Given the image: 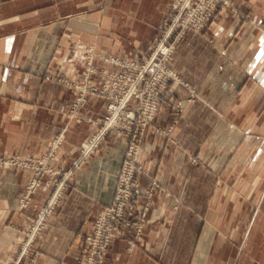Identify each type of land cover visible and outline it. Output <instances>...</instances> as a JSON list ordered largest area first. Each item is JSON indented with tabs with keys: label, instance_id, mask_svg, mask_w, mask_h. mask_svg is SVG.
Wrapping results in <instances>:
<instances>
[{
	"label": "crops",
	"instance_id": "0c3cea01",
	"mask_svg": "<svg viewBox=\"0 0 264 264\" xmlns=\"http://www.w3.org/2000/svg\"><path fill=\"white\" fill-rule=\"evenodd\" d=\"M234 1L236 10L220 7L210 27L189 30L174 53L172 66L189 84L176 86L174 95L186 111L171 138L147 129V172L140 175L143 190L156 176L172 196L156 190L139 242L129 249L115 237L106 264H264V0ZM169 6L170 0H0V156L41 157L61 137L52 164L71 171L37 239L36 264L77 263L84 234L113 200L126 151L125 139L111 133L80 161V145L107 101L89 96L73 116L76 91L46 75L78 79L91 59L101 83L120 68L111 57L140 58ZM173 116L164 101L156 122L170 124ZM189 153L202 161L192 163ZM33 173L0 162V264L52 191L47 174L22 208Z\"/></svg>",
	"mask_w": 264,
	"mask_h": 264
},
{
	"label": "built area",
	"instance_id": "2783aa9c",
	"mask_svg": "<svg viewBox=\"0 0 264 264\" xmlns=\"http://www.w3.org/2000/svg\"><path fill=\"white\" fill-rule=\"evenodd\" d=\"M229 4L230 0H172L166 26L149 50L142 52L140 59L111 57V61L120 68L106 73L101 83H96L93 79L96 67L91 59L87 61L86 71L80 78H58L76 91L69 109L73 116L79 114L89 96L108 101L107 112L93 119L96 130L80 145V161L94 153L110 133L123 136L127 144L115 196L101 208L93 221L92 229L85 234L83 249L76 264H106L109 246L114 237L127 236L131 231L138 236L141 234L148 209L144 199L151 195V189L142 193L137 177L138 172H145V167L139 160L141 143L147 128L153 124L164 92L172 81L178 79L176 71L170 65L172 56L188 30L204 29L214 20L219 6ZM46 77L55 79L52 74H47ZM60 141L61 137L55 138L49 151L41 157L0 156L2 163L29 167L34 171L32 180L21 197L23 206L29 204L32 193L46 174L53 177L60 172L52 164ZM68 176L69 173L66 172L60 181V187L29 226V234L26 236L28 240L22 242L25 248L30 247L32 236L42 229L45 219L65 190ZM151 183L157 184V180L153 178ZM135 241L130 240V244L134 245ZM23 261V255L16 254L9 263L23 264ZM25 263L36 264V258L30 257Z\"/></svg>",
	"mask_w": 264,
	"mask_h": 264
},
{
	"label": "rangeland",
	"instance_id": "374dc122",
	"mask_svg": "<svg viewBox=\"0 0 264 264\" xmlns=\"http://www.w3.org/2000/svg\"><path fill=\"white\" fill-rule=\"evenodd\" d=\"M171 1L172 0H170V6H171ZM170 6H169V9H168V12H167V14H166V16H165V18L163 19V22H162V25L159 27V29H158V33H157V36H156V38L154 39V41L144 50V51H148L149 50V48H150V46L153 44V43H155L156 41H157V39L160 37V35H161V32L163 31V28L166 26V21H167V18L169 17V13H170ZM220 7H227V8H230L231 10H236L237 8H236V4H235V1L234 0H230V4L228 5V6H219V8ZM218 8V9H219ZM218 11V10H217ZM213 22V20L211 21V23ZM211 23L210 24H208L204 29H202V30H200V31H195V32H197V33H204L205 32V30L207 29V28H209L210 27V25H211ZM189 31V30H188ZM187 31V32H188ZM180 44V43H179ZM178 44V45H179ZM178 47V46H177ZM177 47H176V49H177ZM176 49H175V51H176ZM175 51H174V53H175ZM142 56H140V58H141ZM140 58H133V59H140ZM173 58H174V54H173V56H172V59H171V67L173 68V66H172V60H173ZM174 69V68H173ZM175 70V69H174ZM176 71V70H175ZM176 73H177V71H176ZM54 77H55V79L54 80H57L58 78H60V77H57V76H55L54 74H52ZM177 80L176 81H172V83H170V85H169V87L166 89V91L164 92V94H163V96H162V99H161V101H160V103H159V110H160V106H161V104H162V102H168L170 105H171V107H172V110H173V112H174V116H173V118H172V122L170 123V124H166V125H164V124H158L157 122H156V118H157V115H158V113H159V110H158V112H157V114H156V116H155V118H154V120H153V124L151 125V126H149V127H153V128H155L159 133H161V134H163V135H165V137L166 138H171V132L173 131V129H174V127L179 123V121H180V119H182V116L184 115V113H185V111H186V106L184 105V103H183V100L182 99H177L176 98V96L174 95L175 94V89H176V86H178V85H184L185 87H189V84L187 83V82H185L184 80H182L181 78H180V76H179V74L177 73ZM50 79H53V78H50ZM193 91V90H192ZM195 93L193 92L192 93V95H194ZM93 96V95H92ZM187 98H186V100H189L188 99V96H186ZM103 99H105V98H103ZM106 100V99H105ZM107 101V100H106ZM107 104H108V101H107ZM107 106V105H106ZM107 112V111H106ZM105 112V113H106ZM104 113V114H105ZM101 117V116H100ZM148 127V128H149ZM147 128V129H148ZM146 133H147V130H146ZM111 134V133H110ZM118 135V134H117ZM119 136H121V135H119ZM145 136H146V134H145ZM108 137V136H107ZM106 137V138H107ZM123 139H124V137L123 136H121ZM106 140V139H105ZM144 140H145V137H144ZM144 140L142 141V143H141V148H142V144L144 143ZM86 141V140H85ZM105 142V141H104ZM103 142V143H104ZM102 143V144H103ZM125 143H126V141H125ZM126 151H127V144H126ZM126 151H125V155H126ZM189 155V160L192 162V163H194V164H198V162H200V161H202L201 159V156L197 153V154H194V153H189L188 154ZM124 159H125V156H124ZM139 160H140V162L142 163V160H141V149H140V156H139ZM123 163H124V160H123ZM143 164V163H142ZM122 167H123V164H122ZM122 167H121V170H122ZM58 169V171H60V172H58V173H56L53 177H52V175L51 174H48L49 175V181L51 180V181H53V188H52V191H51V193H50V196L48 197V199L44 202V204H42L41 205V207L37 210V214L32 218V221L30 222V224L28 225V227L27 228H25V231H24V234L21 236V238H20V240L18 241V243L15 245V247H14V249L12 250V252H11V254L7 257V259L5 260V262H4V264H10L9 262H10V260L13 258V257H15L16 256V254H22L23 255V259L26 261L28 258H30V257H32V258H36V262H37V258L39 257V255H40V248L38 247V245H37V239H38V237L41 235V233L43 232V230H44V228L46 227V224H47V222H48V219H49V216H50V214H51V212L48 214V216H47V218L45 219L46 221L44 222V224H43V226H42V229H39L38 230V232L35 234V235H33L32 236V242H31V245H30V247L29 248H25L24 246H23V244H22V242H26L27 240H28V237H26L28 234H29V232H28V228H29V226L34 222L33 220L39 215V213H40V210H42L44 207H46L45 205L48 203V201L50 200V198H51V196L53 195V193H55L56 192V190H57V188H59L60 186H59V184H60V181L63 179V177H64V175H65V173L66 172H68L69 173V175L71 174V171L69 170V171H63V169H61V168H57ZM121 170H120V173H121ZM146 169H145V172H138L137 173V177H138V180H139V183H140V187H141V181H140V175L141 174H146ZM120 173H119V176H120ZM47 175V174H46ZM45 175V176H46ZM44 176V177H45ZM119 176H118V180H119ZM43 177V178H44ZM54 178H56V180L54 179ZM156 179L157 180V184H154V183H151L152 182V179ZM43 180V179H42ZM42 180H41V183L37 186V188L35 189V191L32 193V195H31V200H30V202H29V204L31 203V201H32V197H33V194L41 187V185H42ZM67 184V183H66ZM117 184H118V182H117ZM68 185V184H67ZM67 185H66V187L64 186V188H65V190H66V188H67ZM116 188H117V185H116ZM148 189H151V195L148 197V198H146V199H144L145 200V202H144V204H146L147 205V207H148V209H147V213H146V216H145V222H144V226H145V224H146V222H147V218H148V214H149V212H150V210H151V207H152V202H153V197H154V195H155V192H156V190H163L164 192H166V193H168L170 196H172V193L162 184V182L156 177V176H149V182H148V186H147V188H145V190H143L142 189V187H141V190H142V193H145ZM64 190V191H65ZM115 193H116V190H115ZM63 194V193H62ZM62 196V195H61ZM60 196V197H61ZM114 196H115V194H114ZM60 197H59V199H60ZM114 198V197H113ZM59 199L57 200V202L59 201ZM57 202H56V204H57ZM28 204V205H29ZM55 204V205H56ZM28 205L27 206H23L22 205V200H21V207L22 208H25V207H28ZM55 205H54V207H55ZM53 207V208H54ZM53 208H52V210H53ZM99 213V212H98ZM97 216V215H96ZM96 218V217H95ZM95 220V219H94ZM93 220V221H94ZM92 226H93V222H92ZM144 226H143V229H142V232H141V234L138 236V235H136V233H134V232H130L127 236H119V237H121V238H124V239H126L127 240V242H128V245H129V249H131V248H133L138 242H139V240L141 239V237L143 236V231H144ZM91 229H92V227H91ZM90 229V230H91ZM90 230H88L87 232H90ZM86 232V233H87ZM85 233V234H86ZM85 234H84V241H83V245H84V242H85ZM117 237V236H116ZM115 238V237H114ZM113 238V239H114ZM139 238V239H138ZM130 240H136L135 241V244L134 245H131L130 244ZM112 242V241H111ZM22 244V246H21V248H20V245ZM83 245H82V249H83ZM184 251H188V249H186V250H184ZM81 252H82V250H81ZM81 252H80V254H81ZM109 252V251H108ZM187 253V252H186ZM79 254V255H80ZM108 256V255H107ZM79 258V257H78ZM107 259V258H106ZM25 261H23V264H26L25 263Z\"/></svg>",
	"mask_w": 264,
	"mask_h": 264
}]
</instances>
